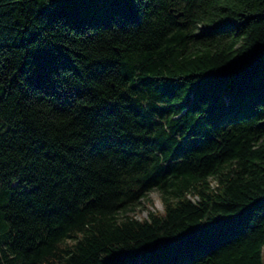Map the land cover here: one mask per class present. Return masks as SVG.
I'll return each instance as SVG.
<instances>
[{
	"label": "trees",
	"instance_id": "trees-1",
	"mask_svg": "<svg viewBox=\"0 0 264 264\" xmlns=\"http://www.w3.org/2000/svg\"><path fill=\"white\" fill-rule=\"evenodd\" d=\"M0 118V264H264V0H0Z\"/></svg>",
	"mask_w": 264,
	"mask_h": 264
},
{
	"label": "rangeland",
	"instance_id": "rangeland-1",
	"mask_svg": "<svg viewBox=\"0 0 264 264\" xmlns=\"http://www.w3.org/2000/svg\"><path fill=\"white\" fill-rule=\"evenodd\" d=\"M8 127L4 120L0 118V132H3ZM162 192L160 190H152L149 194L142 198L136 209L129 212L137 218L148 217L149 212L163 210V202L161 198Z\"/></svg>",
	"mask_w": 264,
	"mask_h": 264
}]
</instances>
